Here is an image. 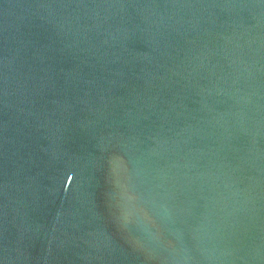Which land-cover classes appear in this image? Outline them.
Here are the masks:
<instances>
[{
    "label": "water",
    "instance_id": "95a60500",
    "mask_svg": "<svg viewBox=\"0 0 264 264\" xmlns=\"http://www.w3.org/2000/svg\"><path fill=\"white\" fill-rule=\"evenodd\" d=\"M0 264H264V0H0Z\"/></svg>",
    "mask_w": 264,
    "mask_h": 264
}]
</instances>
